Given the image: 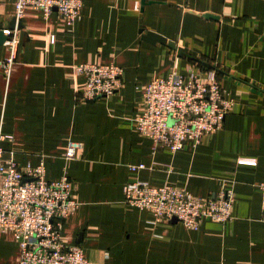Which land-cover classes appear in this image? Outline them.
I'll use <instances>...</instances> for the list:
<instances>
[{
    "label": "crops",
    "instance_id": "1",
    "mask_svg": "<svg viewBox=\"0 0 264 264\" xmlns=\"http://www.w3.org/2000/svg\"><path fill=\"white\" fill-rule=\"evenodd\" d=\"M16 1L0 0L6 36ZM146 2L85 0L73 26L57 11L46 19L26 10L10 79L1 69L7 40L0 44V135L12 138L2 143V160L22 169L43 164L47 180L72 181L78 207L62 237L92 264H264V0ZM146 32L176 49L146 41ZM94 63L123 69L124 85L110 99L87 102L86 77L76 67ZM208 71L234 102L223 128L197 145L186 140L177 153L155 150L135 128L148 85L173 72ZM70 145L77 155L67 160ZM137 181L198 198L227 189L232 217L206 220L198 230L173 220L155 224L151 212L125 204L124 187ZM19 263L18 241L0 232V264Z\"/></svg>",
    "mask_w": 264,
    "mask_h": 264
},
{
    "label": "built area",
    "instance_id": "2",
    "mask_svg": "<svg viewBox=\"0 0 264 264\" xmlns=\"http://www.w3.org/2000/svg\"><path fill=\"white\" fill-rule=\"evenodd\" d=\"M84 1H16V26L6 41L9 56L1 63L7 79L17 62L18 27L26 10H38L47 19L57 9L66 24L73 26L82 16ZM76 71L86 77L81 99L87 102L110 99L124 85L123 69L113 64H81ZM143 99V113L136 120V130L153 141L155 150L168 148L173 153L183 149L186 140L197 145L205 135L220 131L234 107V102L225 97L215 71L189 76L173 72L167 78L152 81ZM6 139L12 138L0 135V232L11 233L18 241L19 264H92L82 247L66 245L62 237L64 222L78 207L72 181L68 177L47 180L43 164L22 169L13 160L3 162L2 143ZM76 150L75 145H70L66 159H74ZM240 163L255 164L245 159ZM138 168L145 166L131 170ZM260 190L264 220V182ZM124 195L127 206L151 212L155 224L177 219L191 230L200 229L206 220L228 222L234 202L233 194L227 189L216 197L198 198L185 189L169 185L155 187L140 181L128 183Z\"/></svg>",
    "mask_w": 264,
    "mask_h": 264
},
{
    "label": "water",
    "instance_id": "3",
    "mask_svg": "<svg viewBox=\"0 0 264 264\" xmlns=\"http://www.w3.org/2000/svg\"><path fill=\"white\" fill-rule=\"evenodd\" d=\"M142 4L145 5L147 4L146 0H142ZM55 11H57V9H55ZM205 18L209 19V18H216V17H213L212 15H205L204 16ZM16 26V18L12 19L11 23H10V29L9 30H14ZM19 29L21 28V22L19 23ZM144 39L148 42H151V43H161V44H164L166 46H168L169 48L175 50L176 47H175V44L172 42V41H168L165 37L157 34V33H154V32H146L144 34ZM8 39V36L5 35V29L4 27H0V44H4V42ZM210 68H213L210 66ZM173 221H177V219H174ZM178 222V221H177Z\"/></svg>",
    "mask_w": 264,
    "mask_h": 264
}]
</instances>
